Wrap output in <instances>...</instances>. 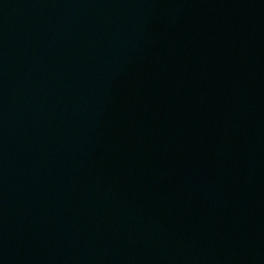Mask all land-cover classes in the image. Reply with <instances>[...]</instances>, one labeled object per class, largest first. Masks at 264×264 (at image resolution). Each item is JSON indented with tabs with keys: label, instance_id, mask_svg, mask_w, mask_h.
<instances>
[{
	"label": "water",
	"instance_id": "water-1",
	"mask_svg": "<svg viewBox=\"0 0 264 264\" xmlns=\"http://www.w3.org/2000/svg\"><path fill=\"white\" fill-rule=\"evenodd\" d=\"M0 264H264V0H0Z\"/></svg>",
	"mask_w": 264,
	"mask_h": 264
}]
</instances>
